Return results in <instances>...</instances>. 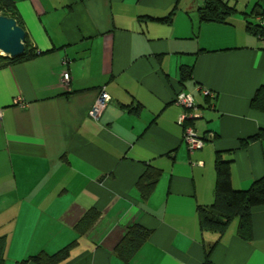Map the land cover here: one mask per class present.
<instances>
[{"label": "crops", "instance_id": "obj_1", "mask_svg": "<svg viewBox=\"0 0 264 264\" xmlns=\"http://www.w3.org/2000/svg\"><path fill=\"white\" fill-rule=\"evenodd\" d=\"M205 1L15 0L40 53L0 66L9 263L78 239L59 264H122L116 246L138 222L152 232L134 264H202L208 249L215 264H264V206L253 210L250 241L238 218L221 236L203 231L198 213L215 200L218 152L232 160L236 189L264 176V137L250 139L264 131V111L252 107L264 86V35L247 25L264 28V0H223L237 10L226 22L201 20ZM183 67L192 69L185 80ZM103 89L110 100L95 117ZM181 91L201 111L193 126L209 138L200 149H189L178 121ZM149 166L162 173L145 200L136 183ZM92 208L102 215L79 234Z\"/></svg>", "mask_w": 264, "mask_h": 264}, {"label": "trees", "instance_id": "obj_2", "mask_svg": "<svg viewBox=\"0 0 264 264\" xmlns=\"http://www.w3.org/2000/svg\"><path fill=\"white\" fill-rule=\"evenodd\" d=\"M236 11L235 7L230 6L223 0H206L204 5L199 8L201 20L207 22H226L227 18ZM0 14L16 18L21 25L15 0H0ZM247 25L251 32L264 35V28L260 23L253 24L248 22ZM38 53L40 52L31 47L26 34L25 52L15 57L0 53V66L31 59ZM181 72L184 80L192 75V69L189 67H183ZM252 107L264 111V86L258 89L252 100ZM263 137L264 131L250 139ZM247 143L248 141H243L242 145L246 146ZM231 171L232 160L224 159L222 153L218 152L216 158L215 200L211 205H201L198 208L201 229L203 231H215L222 236L233 219L238 218V234L243 239L250 241L253 237V210L264 206V176L255 180L249 189L238 190L233 185ZM161 173V169L149 166L140 176L136 187L143 199L146 200L153 193ZM101 215L102 213L96 209L87 210L76 223L75 229L79 234L87 233L96 224ZM151 232L150 229L138 222L132 223L127 227L124 237L115 249L122 264H134V258L149 239ZM77 243L78 239H75L54 253L42 251L30 255L28 258L9 263L6 256L7 236L0 235V264H28L30 261L38 264H59L70 257L72 249ZM211 251L212 249L206 250L205 260L202 264H215L211 259Z\"/></svg>", "mask_w": 264, "mask_h": 264}, {"label": "built area", "instance_id": "obj_3", "mask_svg": "<svg viewBox=\"0 0 264 264\" xmlns=\"http://www.w3.org/2000/svg\"><path fill=\"white\" fill-rule=\"evenodd\" d=\"M261 18L264 20V13L261 15ZM69 59L63 60L64 65H68ZM71 80V73L69 69L66 67L64 73H63V82L68 84ZM207 95H211L213 97H216L214 93H212L210 90H206ZM109 95L105 92V90H101V94L97 101L95 102L93 108H92V114L96 117L98 114L106 108V106L109 103ZM176 103L181 105L184 108V112L179 118V123L185 126V135L184 139L186 140L188 147L190 150L200 149L202 148L206 140L209 138V136H201L198 134V132L195 130L193 126L194 120L201 117V111L199 109V105L196 102L195 96L192 93L181 91L176 96ZM2 117V111L0 110V118Z\"/></svg>", "mask_w": 264, "mask_h": 264}, {"label": "water", "instance_id": "obj_4", "mask_svg": "<svg viewBox=\"0 0 264 264\" xmlns=\"http://www.w3.org/2000/svg\"><path fill=\"white\" fill-rule=\"evenodd\" d=\"M26 30L17 19L0 14V53L15 57L25 52Z\"/></svg>", "mask_w": 264, "mask_h": 264}]
</instances>
